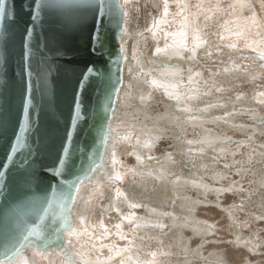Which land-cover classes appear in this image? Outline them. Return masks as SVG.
I'll return each instance as SVG.
<instances>
[{"label":"snow or ice","instance_id":"6c2138e0","mask_svg":"<svg viewBox=\"0 0 264 264\" xmlns=\"http://www.w3.org/2000/svg\"><path fill=\"white\" fill-rule=\"evenodd\" d=\"M80 3L94 21L91 52L107 57L104 71L86 68L78 91L82 96L89 76L102 87L92 140L87 148L74 140L84 119L77 100L61 147L44 169L54 183L27 201L30 215L16 213L13 227L0 235V264H172L177 255L192 264L205 245L220 244L243 252L241 264H253L249 256L264 257V227L257 226L264 224V115L243 107L251 88V101L264 113V0L260 11L253 0ZM4 4L0 0V20L6 18ZM51 6L33 0L26 35L36 34V22L43 23ZM23 75L10 136L0 116V170L37 151L36 89ZM46 75L40 73L37 83ZM161 105L164 110L156 111ZM245 117L247 123L236 122ZM221 124L245 138L209 127ZM164 141L169 149L156 155ZM122 147L134 164L122 158ZM188 191L199 195L193 200ZM226 197L231 203L224 204ZM197 206L219 208L227 223L191 220ZM177 207L186 213L180 224ZM189 227L200 237L195 249L183 238L165 244L169 231ZM220 232L232 239H220ZM227 251L212 253V264H226Z\"/></svg>","mask_w":264,"mask_h":264},{"label":"water","instance_id":"95a60500","mask_svg":"<svg viewBox=\"0 0 264 264\" xmlns=\"http://www.w3.org/2000/svg\"><path fill=\"white\" fill-rule=\"evenodd\" d=\"M32 2L5 0L6 18L0 20V116L8 121V135L19 111L23 73H27L30 90L35 84L34 111L39 113L36 154L23 164V157L17 156L0 170V235L13 227L16 213L30 215L27 201L34 194H42L50 182L54 183L44 174V169L53 162L61 147L74 103L82 100L84 117L77 122L74 140L87 148L95 123L92 114L102 98V87L95 76H89L84 82L83 95H78L87 67L99 71L106 68L107 57L91 52L94 21L89 9L80 0H49L52 6L47 9L46 17L42 15L43 23L36 22V34L26 35L25 29L32 27L29 17ZM29 63L31 72H28ZM42 72L47 73L46 78L42 84L37 83ZM0 160H3L2 154ZM4 252L0 247V256H4Z\"/></svg>","mask_w":264,"mask_h":264},{"label":"rangeland","instance_id":"374dc122","mask_svg":"<svg viewBox=\"0 0 264 264\" xmlns=\"http://www.w3.org/2000/svg\"><path fill=\"white\" fill-rule=\"evenodd\" d=\"M193 2H195V0H193ZM253 2L257 8V11H260V0H253ZM132 43H133V41H131V42L129 41V46H131ZM246 63H248V62H246ZM245 91L248 94V99H250V97H251L250 92H253V90L251 88H246ZM249 104H251V106L245 107V108H255L259 115H264V113L259 112V108L261 107L260 105H257L256 103L252 102L251 99H250ZM163 110H164V107H163V105H161L160 108L157 109L156 111H163ZM123 111L121 112V114H123ZM243 122L247 123L246 117L244 118ZM209 127H213L214 130L217 131L221 135H223V134L231 135L235 139H244L245 138L243 133L238 132V131H234L233 129H231L225 125H221V126L209 125ZM168 139H170V137H168ZM257 139H259V137H257ZM166 149H169V143L167 141H164L159 145V151H157L158 155H161L163 153V151ZM125 161L128 164H134L135 163L134 158H132V157H128L127 159H125ZM233 178L235 179L236 177H233ZM208 182L211 183V181H208ZM190 195L195 197V194H193V193H190ZM214 198H215L214 194L209 193L208 199L213 200ZM228 203H231L230 197H226L224 199V204H228ZM176 213H178L177 215L180 216V220L183 221L184 215L182 213L180 214L178 211H176ZM195 213H196L195 215L197 217H200V218H198L199 221H205L206 220L209 223L220 221L221 225H225L227 223V221L224 219V213L221 212V210L219 208H215V207H211V206H207V207L198 206ZM141 214H143V213H141ZM167 222L170 223V221H167ZM201 226H203V225H201ZM257 226L258 227H264V224L257 225ZM176 229L173 232H172V230H173L172 229L171 231L168 232L167 236L163 237L166 245H167V243L168 244L172 243L173 237L175 236V234L177 235V233L179 231L182 232V235L184 236L183 239H185V238L187 239L188 246L190 248L195 249L197 247V245L200 243V237L194 236L193 232L189 228H185V229H181V230H180V228L177 230ZM171 235H173V236H171ZM262 235H264V234H262ZM218 237L222 240L232 239V237L230 235H225L224 232L218 233ZM208 239H212V237H208ZM224 249H228L226 256H225L226 264H241L242 258L245 254L243 252H237V251L231 250L230 246H228L226 244L205 245V247L201 250V257L202 258H200V257L191 258L192 264H212V262L215 259V257L212 255V253H214V252L218 253V252L223 251ZM173 251H175V250L173 249ZM176 258H177V260H176ZM248 258L253 261V264H257V262H259V264H264V257H261L259 255L255 256V257L249 256ZM171 259H172V263L177 262L179 260V263L182 264V261H183V257L180 255L172 257Z\"/></svg>","mask_w":264,"mask_h":264},{"label":"bare ground","instance_id":"6f19581e","mask_svg":"<svg viewBox=\"0 0 264 264\" xmlns=\"http://www.w3.org/2000/svg\"><path fill=\"white\" fill-rule=\"evenodd\" d=\"M131 42V41H130ZM127 83V82H126ZM254 93H251V95H253ZM122 95H123V93H122ZM250 103V99H248V101L247 102H245L244 104H243V107H249V106H251V104H249ZM164 107V106H163ZM123 111V109H121V112ZM121 112L120 113H118V115H122L121 114ZM218 114H223L222 112H219ZM243 120H244V118L243 119H238L236 122L237 123H246V122H243ZM221 125H223V124H221ZM221 125H219V126H221ZM113 126H115V122H113ZM225 126H227V125H225ZM168 137H170V139H171V133H169V135H168ZM189 138H192L191 137V132L189 133ZM120 151H121V154H122V158H125V159H127L128 157H127V155H126V149L125 148H121L120 149ZM156 155H158V153L156 152ZM190 193H193V194H195V197H193V196H191L190 195ZM188 196H190V197H192V199L193 200H195L196 198H197V196L199 195V193H197V192H194V191H188L187 193H186ZM82 195H83V193H82ZM183 195V194H182ZM161 199H163V197L161 198ZM177 204L179 205L180 204V201H177ZM198 207V206H197ZM197 207H195V210H194V212L192 213V215L190 216V219L191 220H193V221H196V220H199L198 218H200V217H197L195 214V211H196V209H197ZM176 211H178L180 214L182 213L181 212V210L179 209V207H177V209H176ZM178 214V213H177ZM183 215H186V213H182ZM182 215V216H183ZM184 220V219H183ZM167 222V221H166ZM178 222V224H180V223H183V221H177ZM106 223H107V221H106ZM177 229H179V228H177ZM176 229V230H177ZM185 229V228H184ZM189 229L191 230V227H189ZM181 230V229H180ZM173 231H175V229H173L172 230V232ZM192 231V230H191ZM171 236H173V235H171ZM181 238H184V236L182 235V232L181 231H179L178 233H177V235L175 234V236L173 237V240H172V244H175L176 242H178ZM184 241H186V242H188L187 241V239L185 238L184 239ZM168 244V243H167ZM175 251H178L175 247L173 248ZM4 258V256H0V259H3ZM176 260H177V258H176ZM228 261V260H227ZM172 264H180L179 263V260L177 261V262H174V263H172ZM182 264H183V261H182Z\"/></svg>","mask_w":264,"mask_h":264}]
</instances>
